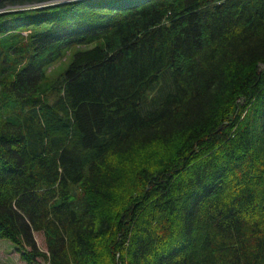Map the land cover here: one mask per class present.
I'll use <instances>...</instances> for the list:
<instances>
[{
	"label": "trees",
	"instance_id": "1",
	"mask_svg": "<svg viewBox=\"0 0 264 264\" xmlns=\"http://www.w3.org/2000/svg\"><path fill=\"white\" fill-rule=\"evenodd\" d=\"M0 239L28 264H264V0L0 13Z\"/></svg>",
	"mask_w": 264,
	"mask_h": 264
},
{
	"label": "rangeland",
	"instance_id": "2",
	"mask_svg": "<svg viewBox=\"0 0 264 264\" xmlns=\"http://www.w3.org/2000/svg\"><path fill=\"white\" fill-rule=\"evenodd\" d=\"M56 2H51L48 4H55ZM47 4V5H48ZM46 5V4H45ZM42 6V5H41ZM37 7V6H33ZM29 7H27L28 9ZM30 8H32L30 6ZM13 9H23V8H13ZM26 9V8H25ZM12 10V9H11ZM35 239L40 250L46 252L47 246L42 233H35ZM0 263L1 264H28L21 258V253H19L15 246L7 239H0ZM35 264H48L43 258H38Z\"/></svg>",
	"mask_w": 264,
	"mask_h": 264
},
{
	"label": "water",
	"instance_id": "3",
	"mask_svg": "<svg viewBox=\"0 0 264 264\" xmlns=\"http://www.w3.org/2000/svg\"><path fill=\"white\" fill-rule=\"evenodd\" d=\"M21 1H23V0H0V5L4 4L5 2L14 3L12 5L3 6L2 8H0V13L17 10V9H13V8H23V9H25L27 7L30 8V6L32 8H33V6H37L38 8H42V7L47 6V4L51 3V2H56L55 4H60V3L73 2V1H77V0H25V1H28V3L20 4L19 2H21ZM48 5H51V4H48Z\"/></svg>",
	"mask_w": 264,
	"mask_h": 264
}]
</instances>
